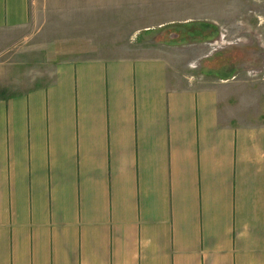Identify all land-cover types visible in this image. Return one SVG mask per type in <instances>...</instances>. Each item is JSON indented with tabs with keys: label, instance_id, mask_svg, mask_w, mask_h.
<instances>
[{
	"label": "crops",
	"instance_id": "1",
	"mask_svg": "<svg viewBox=\"0 0 264 264\" xmlns=\"http://www.w3.org/2000/svg\"><path fill=\"white\" fill-rule=\"evenodd\" d=\"M31 19L0 0L1 37ZM182 74L0 63V264H264V83Z\"/></svg>",
	"mask_w": 264,
	"mask_h": 264
},
{
	"label": "rangeland",
	"instance_id": "2",
	"mask_svg": "<svg viewBox=\"0 0 264 264\" xmlns=\"http://www.w3.org/2000/svg\"><path fill=\"white\" fill-rule=\"evenodd\" d=\"M31 8L26 29L0 36L8 47L0 63L26 74L161 54L185 79L264 83V0H31Z\"/></svg>",
	"mask_w": 264,
	"mask_h": 264
},
{
	"label": "built area",
	"instance_id": "3",
	"mask_svg": "<svg viewBox=\"0 0 264 264\" xmlns=\"http://www.w3.org/2000/svg\"><path fill=\"white\" fill-rule=\"evenodd\" d=\"M236 79V77H233L231 80H235ZM230 80L229 79H224V80H221V82H223V83H226V82H229Z\"/></svg>",
	"mask_w": 264,
	"mask_h": 264
}]
</instances>
